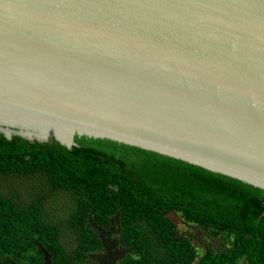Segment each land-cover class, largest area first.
Listing matches in <instances>:
<instances>
[{
    "label": "water",
    "instance_id": "95a60500",
    "mask_svg": "<svg viewBox=\"0 0 264 264\" xmlns=\"http://www.w3.org/2000/svg\"><path fill=\"white\" fill-rule=\"evenodd\" d=\"M0 133L108 139L264 190V0H0Z\"/></svg>",
    "mask_w": 264,
    "mask_h": 264
},
{
    "label": "trees",
    "instance_id": "16d2710c",
    "mask_svg": "<svg viewBox=\"0 0 264 264\" xmlns=\"http://www.w3.org/2000/svg\"><path fill=\"white\" fill-rule=\"evenodd\" d=\"M74 140L69 149L0 133V177L33 178L36 187L28 198L0 185V264H93L105 249L98 230L115 224V264H264L263 189L108 139ZM48 190L71 199L69 247L63 224L45 214ZM169 212L221 237L225 248L207 244L200 255Z\"/></svg>",
    "mask_w": 264,
    "mask_h": 264
},
{
    "label": "rangeland",
    "instance_id": "374dc122",
    "mask_svg": "<svg viewBox=\"0 0 264 264\" xmlns=\"http://www.w3.org/2000/svg\"><path fill=\"white\" fill-rule=\"evenodd\" d=\"M0 185L1 188L10 186L12 188L9 189H14L21 194L23 193L28 198L33 196V190L36 188L35 183H33V178L28 180L27 178L14 179L8 176H2L0 177ZM37 187H39V185H37ZM43 208L49 220L52 219L63 224L62 230L64 233H66L64 236L66 245L68 247L72 245L74 243L73 237L71 236L69 228L64 223L71 208L70 197L64 191L48 190L46 191V199L44 201ZM166 216L174 222L177 230L180 233L190 234L194 238V241L196 242V248L200 255L205 252V245L207 244L214 251L225 248L223 239L219 236L213 235L210 230L202 229L195 224H192L191 226L187 225L182 221L181 216L176 212H169L166 214ZM98 231L102 243L105 244V249L94 254L93 264H115V258L121 255V250L116 245L118 235L117 224L106 230L100 229ZM202 242H204L203 245L201 244ZM236 264H248V262L246 260L240 259Z\"/></svg>",
    "mask_w": 264,
    "mask_h": 264
}]
</instances>
